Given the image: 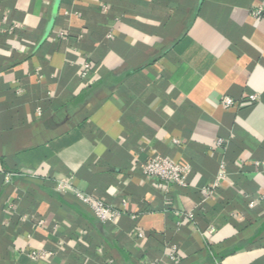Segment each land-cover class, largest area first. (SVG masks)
Returning <instances> with one entry per match:
<instances>
[{
    "label": "crops",
    "instance_id": "1",
    "mask_svg": "<svg viewBox=\"0 0 264 264\" xmlns=\"http://www.w3.org/2000/svg\"><path fill=\"white\" fill-rule=\"evenodd\" d=\"M0 161V264H264V0H0Z\"/></svg>",
    "mask_w": 264,
    "mask_h": 264
},
{
    "label": "built area",
    "instance_id": "2",
    "mask_svg": "<svg viewBox=\"0 0 264 264\" xmlns=\"http://www.w3.org/2000/svg\"><path fill=\"white\" fill-rule=\"evenodd\" d=\"M90 65L89 64H84L80 68V76L82 78H86L89 71H90ZM251 101L256 100L255 96L250 97ZM236 106V102L231 100L228 97L223 98L221 102V107L224 110L231 109ZM175 145H178L177 141L173 142ZM224 143L223 140H218L217 141V146L220 147ZM1 162V161H0ZM255 165H258V163H255ZM187 165L184 163H174L167 158L163 157H153L149 159L148 161L142 163L139 166L140 173L142 174L143 177L145 178H150V179H157L161 181L162 183L166 184L170 188H185L187 186V181H186V173H187ZM14 176L11 174H5L4 175V181L5 183H9ZM220 179L224 178L223 174L219 175ZM217 188V182L213 183L211 187L205 188L203 190V195H206L207 198L211 197L214 195V192ZM58 190L62 192H67L69 188L65 186V184L60 183L57 187ZM73 194L77 198V200L84 205L89 212L94 216V218L101 224L103 225H115L117 221L120 219L122 216V213L105 204L101 200H97L90 195L84 194L79 192L78 190H73ZM253 204L251 203L250 206ZM185 217L188 220L193 219V214L188 213L185 214ZM141 234H138V237H141ZM42 253L40 252H33L30 254V257L33 260H40L42 257ZM170 256H172L170 254Z\"/></svg>",
    "mask_w": 264,
    "mask_h": 264
}]
</instances>
